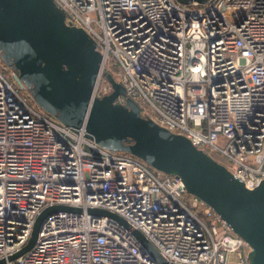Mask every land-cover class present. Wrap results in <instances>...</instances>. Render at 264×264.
Segmentation results:
<instances>
[{
    "label": "built area",
    "instance_id": "1",
    "mask_svg": "<svg viewBox=\"0 0 264 264\" xmlns=\"http://www.w3.org/2000/svg\"><path fill=\"white\" fill-rule=\"evenodd\" d=\"M103 55L96 94L111 74L142 117L183 135L248 189L264 179V0H55ZM9 70L12 79L4 70ZM0 59V259L4 264H157L118 221L139 230L170 263L248 264L250 245L181 178L101 147L35 109ZM53 212L33 248L44 209Z\"/></svg>",
    "mask_w": 264,
    "mask_h": 264
},
{
    "label": "water",
    "instance_id": "2",
    "mask_svg": "<svg viewBox=\"0 0 264 264\" xmlns=\"http://www.w3.org/2000/svg\"><path fill=\"white\" fill-rule=\"evenodd\" d=\"M189 5L209 0H178ZM55 0H0V55L28 89L35 102L63 125L114 152L133 155L154 169L182 179L189 194L208 204L252 248L248 264H264V179L248 189L224 165L198 149L190 139L174 134L142 117L132 99L117 101L125 88L107 74L113 91L96 94L103 55L96 40L83 28L66 22ZM82 210L68 205L50 206L37 218L32 235L9 260L35 245L44 219L53 212ZM88 213L110 217L142 244L157 264L168 262L139 230L119 215L89 208ZM5 259H0L4 264Z\"/></svg>",
    "mask_w": 264,
    "mask_h": 264
},
{
    "label": "rangeland",
    "instance_id": "3",
    "mask_svg": "<svg viewBox=\"0 0 264 264\" xmlns=\"http://www.w3.org/2000/svg\"><path fill=\"white\" fill-rule=\"evenodd\" d=\"M200 7H203L204 6V4H201V5H199ZM0 59H1V55H0ZM1 63L3 64V66H5V65H7L2 59H1ZM8 66V65H7ZM9 67V66H8ZM10 68V67H9ZM10 70H13V69H11L10 68ZM5 71V73H6V75L8 76V78H10V79H12V75H11V73H10V71L7 69V70H4ZM14 71V70H13ZM29 101H30V103H31V105H33L34 107H35V109H37V110H40V111H44L36 102H35V100L33 99V97H30L29 98Z\"/></svg>",
    "mask_w": 264,
    "mask_h": 264
},
{
    "label": "trees",
    "instance_id": "4",
    "mask_svg": "<svg viewBox=\"0 0 264 264\" xmlns=\"http://www.w3.org/2000/svg\"><path fill=\"white\" fill-rule=\"evenodd\" d=\"M122 153L130 155L129 153H125V152H122Z\"/></svg>",
    "mask_w": 264,
    "mask_h": 264
}]
</instances>
